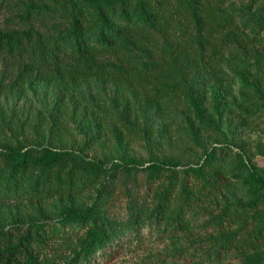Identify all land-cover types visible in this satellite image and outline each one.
<instances>
[{
	"label": "trees",
	"instance_id": "obj_1",
	"mask_svg": "<svg viewBox=\"0 0 264 264\" xmlns=\"http://www.w3.org/2000/svg\"><path fill=\"white\" fill-rule=\"evenodd\" d=\"M225 2L0 0V16L7 15L0 27V60L5 71L13 72L9 88L23 89L29 81L57 85L61 96L54 110V128L60 136L68 132L63 114L69 102L74 104L73 114L84 112L82 120L92 111L87 97L73 90L82 81L129 87L131 95L143 101L138 111L120 96L129 111L120 113L123 127L109 130L99 121L96 133L77 149L19 145L0 150V264H99L100 258H113L125 234L133 232L136 237L146 224L166 234L169 229L171 236L178 229L192 231L198 213L212 214L214 205L221 206L220 196L229 197L231 167L215 150L196 165L155 160L145 168L83 154L110 135L122 145L126 133L135 134L134 118L149 111L164 112L162 105L172 97L191 94L197 77L222 78L217 58L226 45L239 40V26L224 11ZM121 37L134 49H146L149 61L139 64L119 44ZM96 110L108 113L103 105ZM212 127L219 130L217 125ZM260 152L264 155V143ZM142 170L148 199L129 203L128 219L118 221L108 214L102 194L119 174ZM247 181L250 201L242 207L228 202L207 224L227 239L230 248L257 262L264 259L260 256L264 214L255 216L264 201V177L255 171ZM97 184L94 202L57 204L53 218L48 209L33 204L37 218L26 221L15 216L10 223L2 209L7 200L44 202L57 195L84 193ZM209 239L217 241L213 236Z\"/></svg>",
	"mask_w": 264,
	"mask_h": 264
},
{
	"label": "rangeland",
	"instance_id": "obj_2",
	"mask_svg": "<svg viewBox=\"0 0 264 264\" xmlns=\"http://www.w3.org/2000/svg\"><path fill=\"white\" fill-rule=\"evenodd\" d=\"M251 2L226 0L223 4L224 11L232 15L239 26V40L226 45L217 58L221 79L197 77L190 87L191 94L172 97L162 105L164 112L149 111L138 119L132 116L135 134L126 133L122 145L110 135L104 143L86 148L83 154L145 168L155 160L196 165L204 162L208 151L215 150L231 167V185L226 188L229 197L220 196L221 206L214 205L212 214L218 213L228 202L239 207L249 202L248 175L256 171L264 177V155L260 152L264 143V0H257L249 7ZM6 16H0V27L4 26ZM119 44L139 64L149 61L148 51L128 46L127 38L121 37ZM5 68L0 60V150L19 145L36 149L43 146L77 149L84 139L96 133L99 121L109 130L123 127L120 113L127 115L129 111L125 110L122 97L138 111L143 108V101L132 96L129 87L121 89L110 81H82L73 90L87 97L92 111L82 120L84 112L73 114L74 104L69 102L63 114L69 123L68 132L60 136L59 130L54 128L60 88L55 84L29 81L23 89L10 90L13 72ZM99 105L108 109V113L96 110ZM212 125H217L219 130ZM98 185L81 194L57 195L44 202L7 200L2 209L10 223L15 216L26 221L37 218L33 204L48 209V215L53 218L52 210L57 204L94 202ZM102 197L108 214L118 221H126L129 203L136 198L140 202L148 199L146 171L119 174L108 183ZM212 214L198 213L193 230L178 229L175 236H171L169 229L166 234L143 225L136 237L133 232L125 234L113 258L109 261L100 258L99 264H264V259L253 262L249 254L230 248L227 239L222 238L213 225L208 226ZM262 214L264 201L255 216ZM252 226L250 224L249 228ZM210 236L217 241L212 242ZM260 256L264 257V250Z\"/></svg>",
	"mask_w": 264,
	"mask_h": 264
}]
</instances>
